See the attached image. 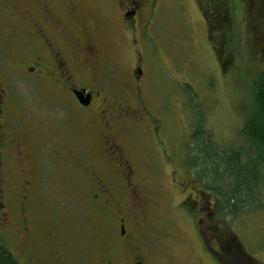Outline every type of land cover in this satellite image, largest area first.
<instances>
[{
  "label": "flooded vegetation",
  "instance_id": "1",
  "mask_svg": "<svg viewBox=\"0 0 264 264\" xmlns=\"http://www.w3.org/2000/svg\"><path fill=\"white\" fill-rule=\"evenodd\" d=\"M197 1L210 34V26H219L222 9L217 4L212 7L209 0L206 5L205 0ZM153 3L102 0L104 9L119 16L122 36L134 44L138 23L150 15ZM110 29L102 9L92 12L82 0H0V43L7 39L5 53H0V212L9 207L10 198L36 194L51 172L48 164L67 179L64 183L76 198H85L91 205L92 217L97 219L94 232L101 237L100 243L86 247L87 261L79 263L68 257L51 233L37 239V231L27 229L31 242H44L49 264H155L144 237L155 228L159 237L161 231L159 196L165 165L171 168V186L181 190L176 211L191 220L211 259L216 264H253L242 245L220 228L228 216L221 210L218 190L205 188L207 179L194 174L198 168L193 159L180 161L164 149L158 117L142 103V54L136 57L129 81L126 68L110 65L100 39L101 32ZM128 29L134 30L131 37ZM21 77H35L46 87L53 99L49 106L70 101L84 118L85 129L76 127L67 133L49 121L35 131L27 123L17 126L22 119L14 110L9 87ZM145 131L153 142H142L147 140ZM180 164L195 178L180 173ZM244 208L240 206L241 212Z\"/></svg>",
  "mask_w": 264,
  "mask_h": 264
},
{
  "label": "rangeland",
  "instance_id": "2",
  "mask_svg": "<svg viewBox=\"0 0 264 264\" xmlns=\"http://www.w3.org/2000/svg\"><path fill=\"white\" fill-rule=\"evenodd\" d=\"M82 1L92 12L101 8L110 22L111 29L102 31L100 39L110 65L127 69L126 80L131 79L138 53L142 54V103L150 115L158 117L164 149L168 148L180 161L193 158L195 162L193 153L201 152L194 137L203 134L211 140L208 152H233L228 155L223 151L229 157L222 161L215 158V162L222 166L221 175L227 168L234 173L227 191L238 194L243 188L238 195L242 203L239 206L246 207L242 212L237 208L220 228L222 232L227 230L236 245H242L253 264H264V151L247 141L242 132L248 116L256 111L254 91L260 77H264V0H259L255 9L247 4L249 0L230 1L232 31L211 30V37L197 0H154L150 15L138 23L137 44L122 36L119 16L104 9L102 0ZM253 20L259 24L258 31L251 29ZM3 30L9 31L7 25ZM128 30L131 37L134 30ZM6 41L5 38L0 43V53H5ZM218 52L227 59L225 66ZM8 55L13 56V52ZM27 78H18L9 87L14 110L22 119L17 120V126L27 123L35 131L49 121L67 133L76 127L85 129L84 118L70 101L49 106L53 99L46 87L35 77ZM145 134L147 140L142 142H153L149 132ZM186 168L180 164V173L194 177ZM46 169L51 172L45 175L36 194L26 199L14 196L9 207L0 212V241L19 264H49L44 242H31L27 229L33 227L37 239L51 233L72 261L85 262L86 247L97 240L101 242L99 232L98 236L94 232L93 222L96 224L97 219L92 217V207L85 198H76L71 186L64 183L67 179L58 176L53 166L46 164ZM170 169L162 166V226L159 237L158 228L144 237L148 254L155 264H216L203 249L191 220L176 211L182 195L181 190L171 186ZM214 181L206 180L205 188L215 191ZM156 196L158 200V192ZM154 211L158 214V206Z\"/></svg>",
  "mask_w": 264,
  "mask_h": 264
},
{
  "label": "trees",
  "instance_id": "3",
  "mask_svg": "<svg viewBox=\"0 0 264 264\" xmlns=\"http://www.w3.org/2000/svg\"><path fill=\"white\" fill-rule=\"evenodd\" d=\"M205 0V5L207 4ZM211 6L213 7L214 4L220 5L221 10V20L218 21L219 26L212 27V30H225L226 32H231L233 29V18H232V11L230 6V1L232 0H209ZM254 2V4H253ZM259 2V0H249L247 4L252 8L255 9V5ZM201 4V2H199ZM203 3V2H202ZM259 4V3H258ZM254 23L251 26V29L254 27L258 31V25L256 20H253ZM250 24L252 21H249ZM209 24V23H208ZM260 30V29H259ZM216 50L219 51L218 48ZM219 60L221 59V64L225 66L227 59L223 57L222 52H218ZM254 103L256 106V111L250 114L246 120L245 126L243 128V135L247 139V141L253 143L257 147H260L261 150L264 151V77H260V83L258 84L257 88L254 91ZM196 140V145L199 147L197 149L201 152L200 155H193L196 157L195 159H203L204 163L194 162L193 159V166L195 168L203 167V169H199L195 173L204 174L203 176L209 181H214V187L218 190L217 196L221 199V204L223 210V214L225 216L235 215L237 208H240L239 205L242 203L240 202L239 192L243 191V188L238 190V194L236 192H228L227 190L231 187V183L229 179L234 177V173L231 172V169L227 168L224 169L223 174L221 175L220 170L222 169L221 165H217L215 162V158H219L222 161V158L229 157L223 154V151L216 150L213 153L208 152L206 147L211 140L209 137L199 134V137H194ZM226 154L233 153L232 151H224ZM238 161V160H237ZM229 164V162L227 163ZM236 178V177H235ZM236 181V180H235ZM233 183V182H232ZM217 186V187H216ZM242 207H246L245 204ZM229 212V213H228ZM228 218V217H227ZM0 264H19L17 259L9 252L8 248H6L3 243L0 241Z\"/></svg>",
  "mask_w": 264,
  "mask_h": 264
},
{
  "label": "water",
  "instance_id": "4",
  "mask_svg": "<svg viewBox=\"0 0 264 264\" xmlns=\"http://www.w3.org/2000/svg\"><path fill=\"white\" fill-rule=\"evenodd\" d=\"M140 73H142V72L140 71Z\"/></svg>",
  "mask_w": 264,
  "mask_h": 264
}]
</instances>
